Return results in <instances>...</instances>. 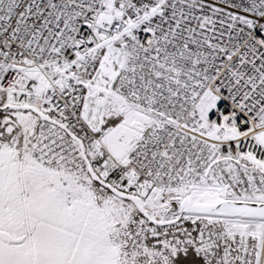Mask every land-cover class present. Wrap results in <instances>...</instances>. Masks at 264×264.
<instances>
[{"label": "snow or ice", "instance_id": "1", "mask_svg": "<svg viewBox=\"0 0 264 264\" xmlns=\"http://www.w3.org/2000/svg\"><path fill=\"white\" fill-rule=\"evenodd\" d=\"M0 264H264V0H0Z\"/></svg>", "mask_w": 264, "mask_h": 264}]
</instances>
